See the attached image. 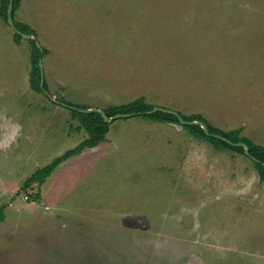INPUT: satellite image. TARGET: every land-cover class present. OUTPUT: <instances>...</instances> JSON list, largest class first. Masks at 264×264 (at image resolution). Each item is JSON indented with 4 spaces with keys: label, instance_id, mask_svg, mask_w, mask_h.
<instances>
[{
    "label": "rangeland",
    "instance_id": "rangeland-1",
    "mask_svg": "<svg viewBox=\"0 0 264 264\" xmlns=\"http://www.w3.org/2000/svg\"><path fill=\"white\" fill-rule=\"evenodd\" d=\"M14 19L47 51L54 100L0 17V264H264L252 159L177 123L114 119L99 155L22 188L87 137L69 103L144 97L264 146V0H20Z\"/></svg>",
    "mask_w": 264,
    "mask_h": 264
},
{
    "label": "trees",
    "instance_id": "trees-1",
    "mask_svg": "<svg viewBox=\"0 0 264 264\" xmlns=\"http://www.w3.org/2000/svg\"><path fill=\"white\" fill-rule=\"evenodd\" d=\"M20 0H13V6L11 10V16L13 17L14 27L17 32L13 33V41L15 43H20L23 39L22 34H31L34 35L35 31L28 24L23 22H17L14 19V12L17 10L19 6ZM9 0H0V17H2L7 23V7ZM30 44V71L28 75V82L31 89L37 92L47 91V85L44 81L43 87H40V69L38 65V59L46 54L45 49H40L36 44V40L32 38H28ZM153 105L146 102L144 97L136 98L133 101L111 105L103 109L107 116H112L116 113H135V115L143 116L145 118H149L155 121L161 122H170L177 123L181 125L183 128L188 130L192 135L197 137L198 139L206 140L210 144H212L216 149H230L233 151H238L239 153L244 154V148L242 146H236L228 143L225 140L219 139L212 134H219L231 142H244L248 146L249 155L254 157L256 161L252 160L256 169L259 172L260 180L264 179V146L255 144L249 139L239 137L238 130H229L224 131L215 126L209 125L204 117L200 113H192L189 115H183L180 112L178 114L182 117L183 120L191 121V120H199L206 124L208 128L209 134H206L202 127L198 124H180L177 115L172 113L164 112L158 110L151 114L144 113L147 110L152 109ZM69 110L72 114V117L79 121V125L76 127L77 129H84L87 132V137L81 140L74 147L66 149L61 155L55 157L50 163L47 165L37 168L33 173H31L24 181L22 188L27 189L32 184L37 183L41 185L46 178L53 172V170L63 161L68 159L69 157L79 154L83 149L93 147L106 138V134L109 130L110 121H105L102 115L97 111L92 112H80L78 109L72 104L69 103ZM86 108V107H85ZM3 218V207H0V220Z\"/></svg>",
    "mask_w": 264,
    "mask_h": 264
},
{
    "label": "water",
    "instance_id": "water-1",
    "mask_svg": "<svg viewBox=\"0 0 264 264\" xmlns=\"http://www.w3.org/2000/svg\"><path fill=\"white\" fill-rule=\"evenodd\" d=\"M12 6H13V0H9L8 7H7V12H6L7 13V22L9 24V26L14 30V32H17V30L14 27L13 17L11 16ZM21 35L24 36V37H28V38H32L33 37V35H31V34H22L21 33ZM36 44L40 48L39 43L36 42ZM38 65H39V69H40V87H43L44 78H43V68H42V59L41 58L38 59ZM44 93L51 100H54V98L49 93H47L45 90H44ZM77 109L80 112L97 111V112H99L102 115V117H103V119L105 121H112L114 119L127 118V117H131V116H134L135 115V113H116V114H114V115H112V116L109 117V116H107L105 114V112L103 110L98 109V108H77ZM158 110H161V111H164V112H168V113H172L174 115H177L180 124H188V125L198 124V125H200L202 127V129L204 130V132L206 134H209L208 128H207V126H206L205 123H203V122H201L199 120H191V121L183 120L182 117L176 111L171 110V109H168V108H162V107L155 106V107H152V109L145 111L144 113L151 114V113H154V112H156ZM212 135L215 136V137H217V138H219V139L225 140V141H227L228 143H230L232 145L242 146L244 148V154L247 155L248 157H250L252 160L256 161V159L254 157H252V156L249 155L248 146L244 142H241V141H239V142H231L230 140H228L227 138H225V137H223V136H221L219 134H212Z\"/></svg>",
    "mask_w": 264,
    "mask_h": 264
},
{
    "label": "crops",
    "instance_id": "crops-1",
    "mask_svg": "<svg viewBox=\"0 0 264 264\" xmlns=\"http://www.w3.org/2000/svg\"><path fill=\"white\" fill-rule=\"evenodd\" d=\"M151 120V119H150ZM153 121H155V120H153ZM158 122H161V121H158ZM166 123H170V122H166ZM171 124H173V123H171ZM78 130H80V129H78ZM109 131V130H108ZM113 138V137H112ZM113 142H114V139H113ZM106 142L105 141H102V142H100L99 144H97V145H95V146H93V147H89V148H85L83 151H81L79 154H76V155H73V156H71V157H69L68 159H66L65 161H63L62 162V164L64 163V162H66L67 160H69V159H76L77 160V158H80V156L84 153V155L86 154L87 156H88V154L89 153H91V152H93V153H95L96 155H99V153L102 151V149L104 148V150H105V146L107 145V144H105ZM74 147V146H73ZM84 155H82L81 157H85ZM177 157V156H176ZM177 159V158H176ZM61 164V163H60ZM164 213H161L160 215H163ZM128 216V215H127ZM145 216V215H144ZM135 217H137V216H135ZM154 220V219H153ZM137 222H138V220H137ZM143 222H145L146 223V220L145 219H143ZM154 222H156V221H152V223H150V224H141L140 225V227L139 228H142V229H146V230H149V231H151V230H153V228H151V226H155V224H153ZM158 226H162V224L160 223V224H157ZM135 226V225H134ZM156 230H158L159 228H155Z\"/></svg>",
    "mask_w": 264,
    "mask_h": 264
}]
</instances>
